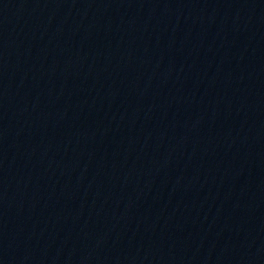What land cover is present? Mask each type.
Returning a JSON list of instances; mask_svg holds the SVG:
<instances>
[{
	"label": "water",
	"instance_id": "1",
	"mask_svg": "<svg viewBox=\"0 0 264 264\" xmlns=\"http://www.w3.org/2000/svg\"><path fill=\"white\" fill-rule=\"evenodd\" d=\"M0 264H264V0H0Z\"/></svg>",
	"mask_w": 264,
	"mask_h": 264
}]
</instances>
